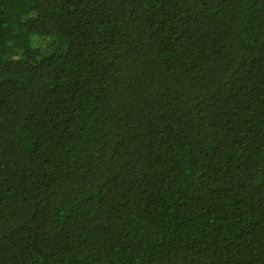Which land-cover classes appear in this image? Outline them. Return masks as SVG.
Returning a JSON list of instances; mask_svg holds the SVG:
<instances>
[{
    "label": "trees",
    "instance_id": "1",
    "mask_svg": "<svg viewBox=\"0 0 264 264\" xmlns=\"http://www.w3.org/2000/svg\"><path fill=\"white\" fill-rule=\"evenodd\" d=\"M0 264H264V0H0Z\"/></svg>",
    "mask_w": 264,
    "mask_h": 264
}]
</instances>
